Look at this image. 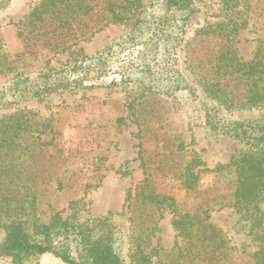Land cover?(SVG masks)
<instances>
[{
    "label": "trees",
    "instance_id": "trees-1",
    "mask_svg": "<svg viewBox=\"0 0 264 264\" xmlns=\"http://www.w3.org/2000/svg\"><path fill=\"white\" fill-rule=\"evenodd\" d=\"M199 1L37 0L20 20L34 33L23 37L17 59L40 48L64 52L110 24L129 28L91 54L58 67L17 71L0 82V111L13 109L0 114V258L6 264H39L45 253L63 264H153L142 244L156 226L154 216L160 217L163 209L173 215L171 225L178 240L170 253H164L169 259H157L161 264H264V114L230 116L237 110L264 106V38L257 39L251 58L239 56L236 35L248 23L239 8L241 0H219L223 20L195 31L213 42L208 56L191 66L195 85L182 71L179 51ZM11 2L0 0V11ZM16 68L0 39V73ZM89 82L139 88L132 99L137 105L132 115L140 134L144 133L140 113L153 118L156 106H146L158 97L173 110L197 102L186 118L188 126L240 144L227 163L208 168L194 149L186 148L184 137L162 138V148L154 153L158 156L154 168L178 179L185 192L193 195L194 201L184 204L151 187L147 170L152 163L139 143L145 178L128 188L125 201L134 232L143 235L133 236L128 243V261L123 257V230L111 216L89 222L62 217L51 198L66 188L60 177L63 165L56 158L63 149L52 138L45 139L47 133L53 135L48 119L19 107ZM168 127L165 123L164 129ZM223 171L231 175L228 193L198 190L202 172ZM99 181L83 183L81 188H95ZM78 200H69L68 207L74 208ZM225 207L234 209L233 231L255 244L252 251H238L211 221V211Z\"/></svg>",
    "mask_w": 264,
    "mask_h": 264
},
{
    "label": "rangeland",
    "instance_id": "rangeland-1",
    "mask_svg": "<svg viewBox=\"0 0 264 264\" xmlns=\"http://www.w3.org/2000/svg\"><path fill=\"white\" fill-rule=\"evenodd\" d=\"M36 1L12 0L6 10L0 11V39L9 59L17 65L15 70L0 73V82L7 81L17 71H37L38 68L48 66L58 67L73 59L91 54L108 41L125 34L129 28L127 24H110L90 40L79 42L64 52L54 53L40 48L32 55H24L17 59L15 55L23 51V37H29L34 33L19 22ZM239 8L248 23L237 33L236 47L239 56L249 59L257 39L264 38V0H241ZM223 18L219 0L199 1L197 11L190 15L180 42L179 55L182 71L193 83H195V70L191 69V66L205 59L208 56L206 53L210 52L213 45L211 39L196 35L195 31ZM19 32L22 35H18ZM96 83L89 82L73 91L31 99L21 103L19 107L34 111L39 117L48 119L49 124L52 125L53 135L47 133L45 139L52 138L57 148L63 149L56 158L58 165H63L60 177L66 188L65 191L52 194L51 198L56 208L60 209L62 217L75 219L78 222H89L98 217L111 216L119 222L123 230V257L128 261V243L133 236L143 235L134 232L125 201L128 188L141 183L145 178L138 155L139 143L141 142L143 154L150 156L152 163L148 164L151 168L148 167L147 170L151 187L184 204H191L194 201L193 195L185 192L178 179L169 176L161 168H154L157 164L154 162L158 159L154 153L162 148V138L184 137L188 144L186 148L194 149L208 168L227 163L240 148V144L230 138L212 136L207 129L188 126L186 118L197 108V102H189L179 110H173L166 101L158 97H152L146 106L147 108L156 106L152 111L153 118H143L144 112L140 113V124L144 130V133L140 134L132 115L133 109L137 111V105L132 99L140 93L139 88L129 84ZM12 110V108L4 109L0 114ZM262 114H264V106L237 110L231 112L230 116L259 117ZM165 123L170 124L167 130L164 129ZM78 154L80 157H77ZM121 171L126 173L123 174ZM230 180L231 175L225 171L221 174L202 172L198 190L228 193ZM98 181L99 185L95 188L86 191L81 188L83 183ZM74 198L81 200H78L74 208H69L68 201ZM172 217V213L167 209H163L160 217L155 215L156 226L149 232L148 240L142 244L143 251L151 253L153 264H161L157 259H164L166 253L171 252L175 241L178 240L171 225ZM235 218L236 213L231 207L211 211V221L221 229L229 243L238 251L250 252L255 249V244L248 237L234 233L232 225ZM152 249L157 250L160 256ZM0 264H6L4 259L0 258ZM39 264L63 263L51 253H45L39 258Z\"/></svg>",
    "mask_w": 264,
    "mask_h": 264
}]
</instances>
